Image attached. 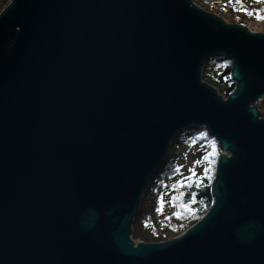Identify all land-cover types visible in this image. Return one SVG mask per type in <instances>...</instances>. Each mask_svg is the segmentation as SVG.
Returning <instances> with one entry per match:
<instances>
[{
	"label": "water",
	"instance_id": "1",
	"mask_svg": "<svg viewBox=\"0 0 264 264\" xmlns=\"http://www.w3.org/2000/svg\"><path fill=\"white\" fill-rule=\"evenodd\" d=\"M232 60L228 98L203 80ZM264 32L193 0H11L0 12V264H264ZM221 148L214 202L131 239L177 132Z\"/></svg>",
	"mask_w": 264,
	"mask_h": 264
},
{
	"label": "trees",
	"instance_id": "2",
	"mask_svg": "<svg viewBox=\"0 0 264 264\" xmlns=\"http://www.w3.org/2000/svg\"><path fill=\"white\" fill-rule=\"evenodd\" d=\"M211 1V5L203 4L202 8L218 14L227 22H242L247 26L264 22V18H260L264 17V0ZM10 2L11 0H0V12ZM232 64L228 57L218 55L209 58L203 67V80L214 86L224 98L237 90V82L231 78ZM254 104L259 106L264 116V100ZM194 147L198 148L195 160L200 161L202 171L198 176L192 173L181 179L180 164L184 160L183 156ZM220 156V144L207 129L187 128L177 132L167 158L143 192L139 210L132 223L131 239L135 243L166 242L197 223L213 205L212 186ZM167 196L171 197L170 208L162 207L161 211V200Z\"/></svg>",
	"mask_w": 264,
	"mask_h": 264
},
{
	"label": "rangeland",
	"instance_id": "3",
	"mask_svg": "<svg viewBox=\"0 0 264 264\" xmlns=\"http://www.w3.org/2000/svg\"><path fill=\"white\" fill-rule=\"evenodd\" d=\"M235 23H238V22H235ZM258 30L259 32H264L263 25L260 26ZM197 150H198L197 147L190 148V151L188 152V154L185 157L183 156L184 160L180 164L181 179L186 178V176L188 175L190 176L193 173V170H194V175L196 176H198L201 173L202 168L199 166V163H196L197 160H195ZM170 199L171 197L169 198L168 196L163 199V205H162L163 208H170V203H169Z\"/></svg>",
	"mask_w": 264,
	"mask_h": 264
},
{
	"label": "built area",
	"instance_id": "4",
	"mask_svg": "<svg viewBox=\"0 0 264 264\" xmlns=\"http://www.w3.org/2000/svg\"><path fill=\"white\" fill-rule=\"evenodd\" d=\"M193 2L195 3V4H197L198 6H200V7H202L201 5H203V4H208V5H211L212 4V1L211 0H193ZM239 24H242V25H244V26H246V27H249L250 29H252L253 31H259L258 30V28L260 27V26H262L263 25V28H264V22L263 23H259V24H251V25H246L245 23H242V22H238ZM256 28V29H255Z\"/></svg>",
	"mask_w": 264,
	"mask_h": 264
},
{
	"label": "snow or ice",
	"instance_id": "5",
	"mask_svg": "<svg viewBox=\"0 0 264 264\" xmlns=\"http://www.w3.org/2000/svg\"><path fill=\"white\" fill-rule=\"evenodd\" d=\"M246 10V9H245ZM260 18H264V17H260ZM213 146H215L214 144H213ZM215 153H213V155H214ZM196 163H200V161H196ZM193 174H194V170H193ZM206 174H207V170H206ZM181 186H183V185H181ZM161 205H163V200H161ZM161 211L163 210V208H162V206H161V209H160Z\"/></svg>",
	"mask_w": 264,
	"mask_h": 264
}]
</instances>
